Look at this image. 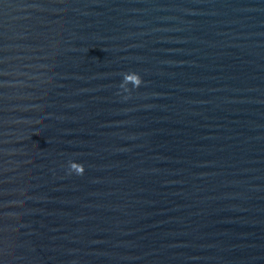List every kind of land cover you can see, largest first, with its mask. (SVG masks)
Instances as JSON below:
<instances>
[{
  "label": "water",
  "instance_id": "obj_1",
  "mask_svg": "<svg viewBox=\"0 0 264 264\" xmlns=\"http://www.w3.org/2000/svg\"><path fill=\"white\" fill-rule=\"evenodd\" d=\"M0 264H264V0H0Z\"/></svg>",
  "mask_w": 264,
  "mask_h": 264
},
{
  "label": "clouds",
  "instance_id": "obj_2",
  "mask_svg": "<svg viewBox=\"0 0 264 264\" xmlns=\"http://www.w3.org/2000/svg\"><path fill=\"white\" fill-rule=\"evenodd\" d=\"M138 79H139L140 82L142 83V79H141V77H139ZM84 171H85V168H84L83 165L79 166V168L76 170V172H77L78 174H81V175L84 173Z\"/></svg>",
  "mask_w": 264,
  "mask_h": 264
}]
</instances>
